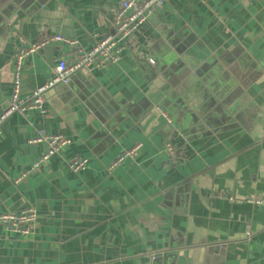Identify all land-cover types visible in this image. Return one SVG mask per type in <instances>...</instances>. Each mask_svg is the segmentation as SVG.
<instances>
[{"label":"crops","instance_id":"0c3cea01","mask_svg":"<svg viewBox=\"0 0 264 264\" xmlns=\"http://www.w3.org/2000/svg\"><path fill=\"white\" fill-rule=\"evenodd\" d=\"M119 8L0 0V114L22 38L62 34L87 49L114 33ZM77 49L52 42L30 54L22 94ZM55 89L45 112L1 124L0 212L33 207L38 220L30 235L0 226V264H264V206L247 202L264 196V0H169L117 63ZM41 129L72 142L16 182L46 148L29 141ZM167 136L179 154L169 167ZM79 157L88 166L73 172Z\"/></svg>","mask_w":264,"mask_h":264},{"label":"built area","instance_id":"2783aa9c","mask_svg":"<svg viewBox=\"0 0 264 264\" xmlns=\"http://www.w3.org/2000/svg\"><path fill=\"white\" fill-rule=\"evenodd\" d=\"M169 0H120V8L115 14L114 33L107 34L96 40L90 48L84 49L77 46V40L68 38L62 34H53L39 38L34 42L28 43L22 40V46L18 48L14 56L12 72V94L8 107L0 114V135L1 124L14 113H26L37 109L45 112L46 92L59 85L68 83L71 75L82 69L100 68L105 65L117 63L122 55L133 49L137 42L141 27L147 21L151 14L161 8ZM254 1V0H252ZM52 42L65 43L70 46L78 47L76 54L71 61L62 57L54 69V74L46 83L36 87L30 94L23 95L21 92V82L26 58L37 51L47 47ZM168 124H172V117L163 108H160ZM171 136V135H170ZM172 137V136H171ZM166 137L163 143L164 150L168 154L166 166H173L179 161V154L174 139ZM174 137V136H173ZM31 143L45 144V150L37 159L24 170L15 181L26 177L28 174L47 165L51 157L61 152L71 142V138L62 133H52L41 129L29 140ZM139 148V145L131 150L125 151L111 165L116 166L124 158L133 156ZM86 157H79L68 162L69 168L73 172H81L88 166ZM229 198L233 199L232 196ZM247 202L260 204L264 206V196H251ZM38 220L37 210L29 207L18 213L0 212V226L6 230L20 234L30 235L36 228Z\"/></svg>","mask_w":264,"mask_h":264},{"label":"water","instance_id":"95a60500","mask_svg":"<svg viewBox=\"0 0 264 264\" xmlns=\"http://www.w3.org/2000/svg\"><path fill=\"white\" fill-rule=\"evenodd\" d=\"M69 83V82H68ZM68 83H60L59 85H57L56 87H54V89L55 88H59V89H63V90H66L67 89V87H68ZM55 90H57V89H55ZM155 108V107H154ZM163 108V107H162ZM155 110H156V108H155ZM157 111V110H156ZM158 112V111H157Z\"/></svg>","mask_w":264,"mask_h":264}]
</instances>
